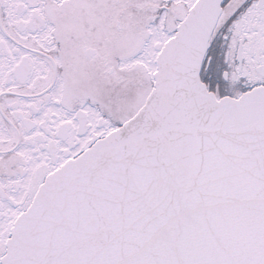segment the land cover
I'll list each match as a JSON object with an SVG mask.
<instances>
[{"label":"snow or ice","instance_id":"6c2138e0","mask_svg":"<svg viewBox=\"0 0 264 264\" xmlns=\"http://www.w3.org/2000/svg\"><path fill=\"white\" fill-rule=\"evenodd\" d=\"M0 264H264V0H0Z\"/></svg>","mask_w":264,"mask_h":264}]
</instances>
